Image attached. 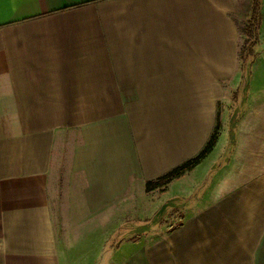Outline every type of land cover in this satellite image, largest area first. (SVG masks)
<instances>
[{"label":"crops","instance_id":"obj_1","mask_svg":"<svg viewBox=\"0 0 264 264\" xmlns=\"http://www.w3.org/2000/svg\"><path fill=\"white\" fill-rule=\"evenodd\" d=\"M246 1L0 0V264H64L56 216L146 186L217 123L214 172L184 191L181 224L136 228L114 258L264 264V14L259 0L243 69Z\"/></svg>","mask_w":264,"mask_h":264},{"label":"rangeland","instance_id":"obj_2","mask_svg":"<svg viewBox=\"0 0 264 264\" xmlns=\"http://www.w3.org/2000/svg\"><path fill=\"white\" fill-rule=\"evenodd\" d=\"M242 1L237 0L239 7ZM261 3L264 14V0ZM235 17L242 25L243 16L235 13ZM217 155L218 151L214 150L208 158L202 160V166L196 172L178 181L176 188L168 185L165 191L160 188L149 191L144 184L136 185L94 216L80 219L79 222H67L64 219L63 224L56 216L64 264H117L114 253L119 250L116 249L122 244L123 252L126 250L129 240L136 238V228L150 232L180 225L172 217L183 213L184 191L193 190L198 183L209 180L210 174L212 176L214 172ZM61 226L64 228L61 229Z\"/></svg>","mask_w":264,"mask_h":264},{"label":"trees","instance_id":"obj_3","mask_svg":"<svg viewBox=\"0 0 264 264\" xmlns=\"http://www.w3.org/2000/svg\"><path fill=\"white\" fill-rule=\"evenodd\" d=\"M240 14L243 16V24H240L241 45L239 56L243 69H248L249 57L253 54L258 37V25L261 21L259 0H248L243 3ZM220 133V125L217 123L203 147L193 156L173 166L169 170L146 182L147 190L160 188L165 191L167 186L193 170L214 149Z\"/></svg>","mask_w":264,"mask_h":264}]
</instances>
